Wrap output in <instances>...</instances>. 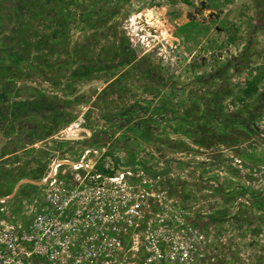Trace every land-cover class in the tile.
<instances>
[{
	"label": "rangeland",
	"instance_id": "rangeland-1",
	"mask_svg": "<svg viewBox=\"0 0 264 264\" xmlns=\"http://www.w3.org/2000/svg\"><path fill=\"white\" fill-rule=\"evenodd\" d=\"M69 128L76 141L62 140ZM0 136L8 208L56 161L109 145L152 164L147 150L186 202L217 203L205 221L236 231L228 264H264V0H0Z\"/></svg>",
	"mask_w": 264,
	"mask_h": 264
},
{
	"label": "built area",
	"instance_id": "built-area-1",
	"mask_svg": "<svg viewBox=\"0 0 264 264\" xmlns=\"http://www.w3.org/2000/svg\"><path fill=\"white\" fill-rule=\"evenodd\" d=\"M60 134L78 139L73 128ZM116 152L106 145L56 161L40 192L16 209L0 198V264L229 263L236 231L207 223L197 209L203 201L182 198L158 154L146 150L143 157L154 158L148 164Z\"/></svg>",
	"mask_w": 264,
	"mask_h": 264
},
{
	"label": "trees",
	"instance_id": "trees-1",
	"mask_svg": "<svg viewBox=\"0 0 264 264\" xmlns=\"http://www.w3.org/2000/svg\"><path fill=\"white\" fill-rule=\"evenodd\" d=\"M44 8H45V3L40 4V9H44ZM17 27H18L17 36L18 35L21 36L20 39L18 38L19 40H21L20 41L21 42V48H23L25 50L21 54V58H22L21 59V62H22V61L29 60V58H30V52L32 51V45H33V43L27 37V34L28 33H26V31H25V29H27L26 28V24L24 25V24L21 23ZM43 44L44 45L46 44L45 41L43 42ZM39 46L42 47V42H40V43L38 42L37 47H39ZM11 56H13L14 59H17V56L15 55V53H10V56L9 57H11ZM17 62L20 63V61H17ZM11 72H12V76H16L18 74V67H17V65H12L11 66ZM26 76L29 77V78H31L34 81L39 80V78H40L38 75H36L35 73L31 72L29 69L26 71ZM11 80H13V79H11ZM14 81H16V80H14Z\"/></svg>",
	"mask_w": 264,
	"mask_h": 264
},
{
	"label": "crops",
	"instance_id": "crops-1",
	"mask_svg": "<svg viewBox=\"0 0 264 264\" xmlns=\"http://www.w3.org/2000/svg\"><path fill=\"white\" fill-rule=\"evenodd\" d=\"M180 140V139H179ZM181 140H182V142H181V144L183 145V148H188V150L189 149H191L192 150V148L193 149H195V148H197L196 146H192L191 144H190V140L189 139H185V138H181ZM0 154H1V151H3V148H2V136H0ZM221 148H223V146H221ZM208 152V151H207ZM16 154V153H15ZM12 155H14V154H11V155H8V156H1V160L2 159H6V158H8L9 156H12ZM182 162H184V161H182Z\"/></svg>",
	"mask_w": 264,
	"mask_h": 264
},
{
	"label": "water",
	"instance_id": "water-1",
	"mask_svg": "<svg viewBox=\"0 0 264 264\" xmlns=\"http://www.w3.org/2000/svg\"><path fill=\"white\" fill-rule=\"evenodd\" d=\"M99 85V83H92V84H89V85H85L83 86L77 93V95H81L83 93H85L86 91H88L89 89L91 88H94V87H97ZM27 183V181L23 180L21 181L17 186H16V189H15V192L17 191V189L19 188V186L23 185Z\"/></svg>",
	"mask_w": 264,
	"mask_h": 264
},
{
	"label": "flooded vegetation",
	"instance_id": "flooded-vegetation-1",
	"mask_svg": "<svg viewBox=\"0 0 264 264\" xmlns=\"http://www.w3.org/2000/svg\"><path fill=\"white\" fill-rule=\"evenodd\" d=\"M203 204V203H202ZM201 205V204H200ZM217 205V203L215 201H210V206L211 209H209V211L207 210L206 213H215L216 210H218V208H216L215 206ZM209 206V207H210ZM215 208V209H214Z\"/></svg>",
	"mask_w": 264,
	"mask_h": 264
}]
</instances>
